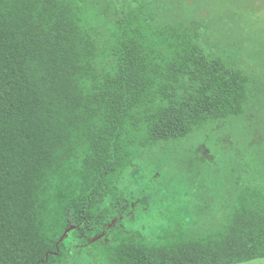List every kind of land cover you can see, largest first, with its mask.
<instances>
[{
	"label": "trees",
	"instance_id": "obj_1",
	"mask_svg": "<svg viewBox=\"0 0 264 264\" xmlns=\"http://www.w3.org/2000/svg\"><path fill=\"white\" fill-rule=\"evenodd\" d=\"M259 8L0 0V264H69V238L94 264L264 259V152L228 140L264 120V43L248 29ZM188 139L190 166L218 144L224 171L207 180L222 187L158 241L124 226L123 181Z\"/></svg>",
	"mask_w": 264,
	"mask_h": 264
},
{
	"label": "rangeland",
	"instance_id": "obj_2",
	"mask_svg": "<svg viewBox=\"0 0 264 264\" xmlns=\"http://www.w3.org/2000/svg\"><path fill=\"white\" fill-rule=\"evenodd\" d=\"M262 2L263 0L258 1L259 5ZM259 11L257 16L260 19L254 24L250 23L248 29L253 35L259 34L264 43V4L259 8ZM241 56L246 57L247 54L242 52ZM262 71L264 72V70ZM258 77L264 81L263 75L258 73ZM228 132V130L223 132L222 136L225 137ZM238 135L239 138L237 136L228 138L231 147L237 154H244L245 147L250 150L261 148L260 151L264 152V120L260 116L253 119L251 130L249 129L247 133L239 132ZM196 140L203 142L206 137L199 136ZM240 142L242 143L240 144ZM246 142L251 143H247V145ZM213 145L216 147L214 153H211L212 159L204 160V164L198 166L187 164L191 155L190 151L194 148V144L189 139L178 143L170 152V158L165 154L163 158H154V164L152 162L145 163L139 170L128 176L121 185L122 191L132 197L135 203L132 209L134 221H129L127 216L120 217L118 215L114 219L120 217L124 226L129 229L141 230L146 238L155 241L162 238L177 223H192L189 207L193 206L194 211H200L198 203L200 196L206 193L214 195L222 187V184L217 182L210 185L207 180L213 170L220 172V175L224 171L220 161L222 154L219 146L215 142ZM198 159L195 158V161ZM229 166L232 167V164ZM68 234L64 239L68 237ZM66 249L70 252L69 264H94L85 254L79 240L69 238ZM241 264H264V259Z\"/></svg>",
	"mask_w": 264,
	"mask_h": 264
},
{
	"label": "water",
	"instance_id": "obj_3",
	"mask_svg": "<svg viewBox=\"0 0 264 264\" xmlns=\"http://www.w3.org/2000/svg\"><path fill=\"white\" fill-rule=\"evenodd\" d=\"M70 230H71V228L68 229V230H66V231L63 233V235H62L61 238L59 239V242H58V243H60V242L64 239V237L69 233Z\"/></svg>",
	"mask_w": 264,
	"mask_h": 264
},
{
	"label": "flooded vegetation",
	"instance_id": "obj_4",
	"mask_svg": "<svg viewBox=\"0 0 264 264\" xmlns=\"http://www.w3.org/2000/svg\"><path fill=\"white\" fill-rule=\"evenodd\" d=\"M258 1H260V0H257V4L259 5ZM263 4H264V0H263V2L261 3V5H259V6L262 7Z\"/></svg>",
	"mask_w": 264,
	"mask_h": 264
}]
</instances>
